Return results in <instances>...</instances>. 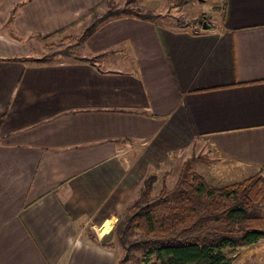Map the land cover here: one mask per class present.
I'll use <instances>...</instances> for the list:
<instances>
[{"label": "crops", "instance_id": "obj_1", "mask_svg": "<svg viewBox=\"0 0 264 264\" xmlns=\"http://www.w3.org/2000/svg\"><path fill=\"white\" fill-rule=\"evenodd\" d=\"M103 1L0 0V264H116L104 238L173 155L264 178V0H216L207 30L111 20L76 60L28 61Z\"/></svg>", "mask_w": 264, "mask_h": 264}, {"label": "trees", "instance_id": "obj_2", "mask_svg": "<svg viewBox=\"0 0 264 264\" xmlns=\"http://www.w3.org/2000/svg\"><path fill=\"white\" fill-rule=\"evenodd\" d=\"M90 10L69 27L81 24L80 33L65 37L35 63L72 61L76 51L105 23L120 18L155 20L158 14L134 7L127 0L122 7L105 12ZM196 0H178L186 6ZM13 13V11H12ZM89 18V20H88ZM203 18L198 19L199 24ZM68 27V28H69ZM68 28L54 32L41 42L62 37ZM208 160L204 156L186 159L172 187L164 183L152 194L157 177L148 175L131 205L114 225L113 233L125 250V256L141 251L143 260L152 264H230L227 249L251 245L264 238V178L260 173L242 181L213 187L193 170L195 164Z\"/></svg>", "mask_w": 264, "mask_h": 264}, {"label": "rangeland", "instance_id": "obj_3", "mask_svg": "<svg viewBox=\"0 0 264 264\" xmlns=\"http://www.w3.org/2000/svg\"><path fill=\"white\" fill-rule=\"evenodd\" d=\"M126 1L127 0H110L109 3L101 5L97 11L105 12L109 9V7H122ZM177 3L178 0H135L133 6L158 14L159 17L155 18V21L157 24H162L163 26L172 25L188 30H198L202 29L198 22V19L202 17L206 16L209 18V21H215L214 23H218L220 21V14L216 8L218 5L216 0H205V2H203V0H196L192 4L181 7L177 6ZM38 37L39 36H34L26 42V45L30 49V57H28V61L32 63H35L36 58L42 57L44 53L49 52V48L51 46L58 45L61 42V40H58L61 37L52 39L54 40L53 44L49 43L51 40L45 43L41 42ZM54 63L59 62H53L52 64ZM173 97L174 93H171L166 103H169V101L172 102ZM189 154L182 158L173 155L167 161H162L156 169L150 168L148 170L146 177L150 174H154L157 177V182L154 184L152 189L153 195H156L159 192L163 183L169 188L174 185L179 173L180 165L186 159L201 156V153L198 154L196 150L191 155ZM216 163H218L217 160ZM206 164L207 163L195 164L193 170L196 173H200L202 169L208 167ZM231 169L235 171L233 167L230 168V170ZM210 171L205 172L204 175H206L207 182L214 187H222L234 182H239L253 175H247L245 172L235 171L236 173L230 176L228 173L223 174L218 172L215 166L212 167ZM262 213H264V206ZM104 243L111 247V249L115 250L117 256L116 264H152L154 260L152 258L143 260L142 253L138 250L128 256H125V250L120 246L117 237L113 233H110L109 237L107 236L104 238ZM225 252L231 259L230 264H264V238L254 244L245 245L235 249H227Z\"/></svg>", "mask_w": 264, "mask_h": 264}, {"label": "water", "instance_id": "obj_4", "mask_svg": "<svg viewBox=\"0 0 264 264\" xmlns=\"http://www.w3.org/2000/svg\"><path fill=\"white\" fill-rule=\"evenodd\" d=\"M200 1V0H199ZM202 27H203V30H207L209 28V26L207 25V22L206 20L204 19L203 23H202Z\"/></svg>", "mask_w": 264, "mask_h": 264}]
</instances>
